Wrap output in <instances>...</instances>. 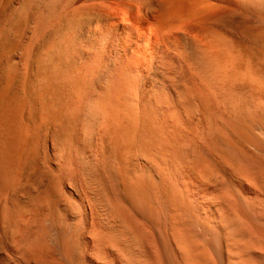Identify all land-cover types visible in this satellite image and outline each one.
<instances>
[{
	"label": "bare ground",
	"instance_id": "bare-ground-1",
	"mask_svg": "<svg viewBox=\"0 0 264 264\" xmlns=\"http://www.w3.org/2000/svg\"><path fill=\"white\" fill-rule=\"evenodd\" d=\"M46 130L96 186L97 257L264 264L263 201L225 175L264 192V0H0V233L26 228L23 264H82L45 185ZM175 170L210 197L179 199Z\"/></svg>",
	"mask_w": 264,
	"mask_h": 264
},
{
	"label": "rangeland",
	"instance_id": "rangeland-1",
	"mask_svg": "<svg viewBox=\"0 0 264 264\" xmlns=\"http://www.w3.org/2000/svg\"><path fill=\"white\" fill-rule=\"evenodd\" d=\"M233 24H235V23L231 22V25L228 23L226 26H227V28H230L232 30H234V29L239 30L238 29L239 27L237 25H233ZM228 25L230 27H228ZM234 26H235V28H234ZM208 131H209V129L206 127H202L200 129V136L205 135L204 137H201V138H203V140L200 141L201 138L199 139L200 143H205V140H206L207 141L206 143L208 144L209 142L214 141V139L216 140L215 137L211 136L212 135L211 132L210 131L208 132ZM46 132H48V133H46ZM46 132L42 134V136L44 137V138L42 137L44 145H42L43 148L41 147L42 148L41 151H42V155L44 158V160H43L44 164H45L44 166H46V171H48V178H49V179H47V181H45V185L46 186L51 185L54 188V198H55L54 209L57 210L56 212H58V213L64 211L68 215L67 218L69 219V221L73 220L77 225H79L80 228H82V229H83V227L85 228L83 230L79 228V232H80L79 237L80 238L78 237L79 238L78 243L79 244L81 243V246H80V254L81 255L80 256H81V258H83L82 264H108V263L112 264L111 259L108 258L109 257L108 255L106 256L107 258H104L106 254L102 255L104 257H97L96 255H94V252H93L94 244H93L91 236L89 234V233H91L97 229L98 230L101 229L102 225L104 224L103 223L104 222L103 217H102V216H104L103 210L100 208V205H98V203H96V201H95L96 194L94 191L96 190L95 189L96 186L92 183L90 178H88L89 176H87L86 174H83L80 171L78 165L77 166H76V164H73V165L68 164L69 166L66 164L64 165L57 159V156H56L57 151H58L57 141L59 139V135L57 133H55L54 131H51V130H49V131L46 130ZM191 134H193V133L191 132ZM206 138H208V139H206ZM175 172L173 173L174 176H172L173 177L172 183L174 186L173 188L175 190L176 196L179 199L186 197L188 199L192 198L193 200L194 199L197 200L198 198H202L204 196L210 197L211 188L214 187L213 185H208V187H206V188L196 187L189 181V179L187 178L186 175H184L183 173H181L180 171H177V170H175ZM225 175H226L227 180H229L236 187L238 186L237 189L241 190V191L239 190V192L241 193V195L244 194V196L242 195L243 197H247V198H250L252 200L255 199L257 202L263 201V204H264V192L262 191L261 188H259V190H258V188H257L258 185L255 186L254 183L249 185L251 182H248L245 180L242 181L237 176H235L230 169H227L225 171ZM90 185H92V186H90ZM35 186L36 187H34V185H32L30 187L31 190H30V194H29L30 196L29 197H31V198L34 197L35 194H37L40 190V188H38L37 185H35ZM260 198H262V199L260 200ZM95 205H96V207H95ZM98 210L99 211L101 210V211L99 212ZM192 212H193V209H192ZM42 214H43L42 210L35 209L31 213L25 215L24 221L26 222V224H28L27 225L28 230L31 229V227L35 223L36 219L39 218ZM19 230H20V233L18 232L19 236L18 235L16 236L18 238L14 237L15 239L13 237H10L9 235H7L6 232L0 233V264H12V263L13 264H18V263L23 264V262H22L23 257H22L20 242H21V239L23 238V236L26 234L27 231H26V228L24 226L19 228ZM5 234H6V236H5ZM155 238H156V236H155ZM14 240H16V241H14ZM16 242H17V245L15 246ZM158 249H159V253L161 254L162 251H160L159 246H158ZM19 253H20V256H19ZM147 254H150V252H148ZM161 255H162V257L163 256L165 257L164 252ZM21 257H22V259H21ZM164 257H163V260L165 263L166 258H164ZM85 258H86V260H85ZM10 259H11V261H9ZM13 259H15V260L13 261ZM108 259H109V261H108ZM19 261H21V262H19ZM114 264H119V263H114Z\"/></svg>",
	"mask_w": 264,
	"mask_h": 264
}]
</instances>
